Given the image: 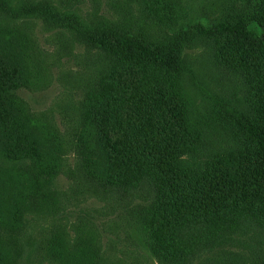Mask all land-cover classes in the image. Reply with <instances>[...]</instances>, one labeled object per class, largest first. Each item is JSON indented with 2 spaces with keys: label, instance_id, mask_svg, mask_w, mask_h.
I'll list each match as a JSON object with an SVG mask.
<instances>
[{
  "label": "trees",
  "instance_id": "trees-1",
  "mask_svg": "<svg viewBox=\"0 0 264 264\" xmlns=\"http://www.w3.org/2000/svg\"><path fill=\"white\" fill-rule=\"evenodd\" d=\"M150 1L143 0L148 8L143 19L171 24L172 11L152 9ZM221 6L215 20L150 41L100 18L85 21L56 11L47 1L27 0L15 9L2 3L14 16L72 32L102 55L94 92L85 95L84 135L76 147L80 166L86 181L105 194L151 184L154 201L138 231L158 264L194 263L204 251L245 241L261 254L256 251L252 262L264 264V0H229ZM187 30L208 40L214 63L233 73L243 90L238 107V100L233 105L208 97L213 113L201 126L226 136V149L209 151L205 128L193 129L187 117L180 85ZM18 54L15 46L0 49V264L11 260L7 246L21 224V208L54 197L55 188L47 187L59 174L56 140L14 96L27 82ZM200 153L206 154L201 161ZM85 243L78 254L59 259L52 253L50 261L99 264Z\"/></svg>",
  "mask_w": 264,
  "mask_h": 264
},
{
  "label": "rangeland",
  "instance_id": "rangeland-1",
  "mask_svg": "<svg viewBox=\"0 0 264 264\" xmlns=\"http://www.w3.org/2000/svg\"><path fill=\"white\" fill-rule=\"evenodd\" d=\"M25 1L0 0V49L15 46L22 57L27 82L14 96L34 122L54 137L60 160L59 174L47 187L55 188L54 197L40 203L27 202L21 208V224L15 227L16 234L7 246L11 257L7 264H54L50 261L52 253L59 259L66 254H78L83 242L95 253L99 264H158L147 247V237L139 232L138 223L147 219L151 210V184L142 183L117 196L105 194L99 186L86 181L80 166L81 156L76 147L84 135L85 95L94 92L96 78L104 68L102 55L72 32L53 28L33 17L14 16L2 8V3L15 9ZM42 1L50 2L56 11L76 14L85 21L100 18L104 24L115 23L156 41L180 34L187 25L217 19L225 8L221 5L229 0L148 2L152 9L172 11V23L167 26L143 19V12L148 9L143 0ZM187 39L181 52L184 73L180 85L193 129H204L201 124L213 113L209 96H218L230 104L238 100L233 104L238 107L244 94L233 73L214 63L208 40L193 37L188 30ZM212 129L208 126L203 130L209 151L226 149L228 138L217 137ZM204 157L206 154L200 153L196 159L201 161ZM4 214L9 221L11 210L6 209ZM256 251L257 247L249 241L236 242L204 251L190 264H229L231 259L236 264H254Z\"/></svg>",
  "mask_w": 264,
  "mask_h": 264
}]
</instances>
